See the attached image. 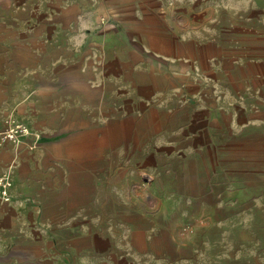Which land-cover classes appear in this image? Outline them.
Instances as JSON below:
<instances>
[{"label": "crops", "instance_id": "obj_1", "mask_svg": "<svg viewBox=\"0 0 264 264\" xmlns=\"http://www.w3.org/2000/svg\"><path fill=\"white\" fill-rule=\"evenodd\" d=\"M0 177V264L192 261L155 187L264 264V0H0Z\"/></svg>", "mask_w": 264, "mask_h": 264}, {"label": "rangeland", "instance_id": "obj_2", "mask_svg": "<svg viewBox=\"0 0 264 264\" xmlns=\"http://www.w3.org/2000/svg\"><path fill=\"white\" fill-rule=\"evenodd\" d=\"M173 1V0H172ZM205 10L199 8V3L192 4L188 8L180 9V14L183 17L191 18L193 15L201 13L204 15ZM193 22V21H192ZM203 22V21H200ZM199 21L193 22L196 26ZM150 175L146 174V182H149ZM144 182V181H143ZM156 191L155 195L149 190L145 189L143 192L144 196L147 194V208L151 210L153 217L157 222L163 223L165 230L168 232L160 235H150L146 238V248L150 249L157 246L159 242H176L179 244H187L192 250H185L183 254H190L192 252L191 260H178L175 264H237V255L240 250H245L249 252L254 250L256 246L248 245L246 243L243 245L241 240L246 236L243 235V231L240 229L234 231L228 226V230L224 231L221 226L212 225L210 227L211 231H206L202 225L206 221L212 219L207 216H199L190 213L186 207H182L184 203L181 201L182 196L178 193H172L171 191L164 188L163 194L168 196L167 200L159 201L161 190L157 187L152 188ZM153 195V196H152ZM222 217V216H221ZM152 228V227H150ZM149 228V229H150ZM245 234H248L247 231ZM161 238V240H160ZM119 240V238H115ZM205 242H209V248H202ZM138 246L141 245V241H134ZM206 247V246H205ZM208 253H211L209 255ZM180 254V253H179ZM249 256V255H247ZM249 259V258H248ZM127 264H154V261H150L148 258L142 259L138 256L130 259ZM167 264V263H165Z\"/></svg>", "mask_w": 264, "mask_h": 264}, {"label": "built area", "instance_id": "obj_3", "mask_svg": "<svg viewBox=\"0 0 264 264\" xmlns=\"http://www.w3.org/2000/svg\"><path fill=\"white\" fill-rule=\"evenodd\" d=\"M27 126L22 124H16L14 128L8 129L6 132L1 133V137L3 139H11V140H17L20 138L19 132L27 133ZM12 185V180L7 177H0V187H1V193L5 199L8 198V189L9 186Z\"/></svg>", "mask_w": 264, "mask_h": 264}]
</instances>
